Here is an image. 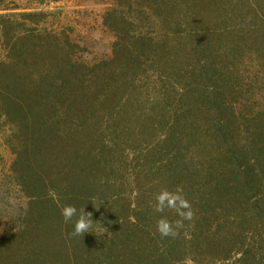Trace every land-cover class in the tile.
<instances>
[{
	"label": "rangeland",
	"instance_id": "obj_1",
	"mask_svg": "<svg viewBox=\"0 0 264 264\" xmlns=\"http://www.w3.org/2000/svg\"><path fill=\"white\" fill-rule=\"evenodd\" d=\"M262 9L264 0H0V89L9 96H0V262L264 264L260 215L251 239L245 226L227 236V222L245 213L236 182L220 180L233 197L210 191L206 222L193 205L185 211L202 232L223 228L213 242L208 230L197 243L171 242L162 223L144 219L158 218L161 193L148 187H163L166 205L182 188L175 181L196 180L190 156L195 163L200 151L199 164L214 166L201 176L209 192L213 173L236 165L226 152L264 131ZM203 53L232 64L206 72ZM48 74L58 82L41 92ZM201 83L223 95L215 107Z\"/></svg>",
	"mask_w": 264,
	"mask_h": 264
},
{
	"label": "trees",
	"instance_id": "obj_2",
	"mask_svg": "<svg viewBox=\"0 0 264 264\" xmlns=\"http://www.w3.org/2000/svg\"><path fill=\"white\" fill-rule=\"evenodd\" d=\"M249 1V0H247ZM251 1V0H250ZM239 2V1H237ZM263 13H264V9H262ZM263 20V19H262ZM264 22V20H263ZM254 32H258V29H256L255 26H253ZM252 31V30H251ZM259 31L260 34L263 35L262 42H264V26L259 27ZM29 35V34H27ZM27 35H24L22 37L29 39V37ZM21 38V37H20ZM205 53L202 54V61L201 64L203 67V70H205L206 72L208 70H212V72L216 73V64H219V62L221 61V64L224 67H228L230 64H232V57L231 56H226L225 58H219L214 57V56H205ZM157 64V62H156ZM1 72V71H0ZM235 71L229 73L228 75H221L220 78H222V80L224 81V83L226 84V82L228 81L227 79H229L230 77H234ZM11 76H15L14 74H12ZM212 74H207V77H211ZM7 78V77H6ZM42 80H45V83H43V85H41V92L43 91V87L46 86L45 84H51L50 86L53 87V85L57 84V79L55 77H51L48 74V78L46 76H42L41 78ZM34 80V78H33ZM42 84V83H40ZM21 86V87H20ZM29 86V85H28ZM15 88H19L22 89V84L21 85H17V83L12 86V89ZM23 88H28L25 85H23ZM186 88V87H184ZM199 88L202 90V92L206 95L209 103H211V106L215 107L222 99H223V95H221V93L219 92L220 90L218 89V87L216 86H206L205 88H203V83H201L199 85ZM199 88H194L195 91H198ZM212 89V90H211ZM191 90H193V88H190L187 90L189 92V95L185 92V98H191L192 96H190ZM22 91V90H21ZM20 91V92H21ZM37 92V91H36ZM40 92V93H41ZM15 93V92H14ZM35 93V92H34ZM39 93V90L38 92ZM0 96L3 97H9L7 94V91L4 90V88L0 89ZM184 98V99H185ZM225 99V98H224ZM24 108V107H23ZM20 111L23 112L25 110H23L22 108H20ZM24 116V114H22ZM26 118H28V116H24ZM219 125V124H218ZM225 127L223 126V133L225 136V142H231L234 138V136H231L229 133H225L224 130ZM251 144H250V138L247 139V144L243 145V146H236L235 148L239 149L240 152L242 153V155H239L238 152H236L235 150L237 149H230L226 152V156L228 157L229 160H233V162L236 164L233 167H227L225 168V171L221 174L219 172V174H216L217 172L213 173V176L215 177V181L213 187L211 186V184L209 185V192H203L204 190V185L203 183L207 180H205L204 178H202L201 176H204L206 173H211V171H208L209 169H211L214 166H210L208 169H205L203 167V165L199 164L200 161L197 160V156L198 154H200V151L197 152V155L194 156L195 160H193L195 163L192 162V156H190V159H188L189 163L191 164L192 167V173H194L196 176H198L196 178V180H189V183L184 184L178 181H175L176 183H180L182 184V188H183V192H182V188L181 189H177V191H175L173 193V199L170 197L169 200L171 203H167L166 205L163 204L164 201L166 202V193H164V188L160 187V186H156L154 184H152L150 187H148V191L149 193L153 194H159L161 193L157 199H156V203L157 205L154 207V213L157 215V219L155 220V217L152 216L150 217H144V219H151L153 218V222H160L162 223L164 229L167 228V230H169V237L170 240L172 242V238L174 237L175 242L176 243H181V240H189L190 242H194L197 243L198 240L200 239V237L203 236H198L199 234L202 235L203 232H205L204 230H208V232H206V234H210V237H208L207 239L210 240L211 242L214 241L212 235H214V237H217V239L219 237H221L220 232L222 231L223 228H221L220 226H215V228H213L212 226L216 225L214 223H211L210 227L204 228L203 232L201 231L203 229V227H199L198 225V221L197 219H193V220H186L187 218H185V211H189L191 210V208L194 206L197 209V217L199 219V221H207L209 218H207L209 216V214H207L205 211H207L208 213L212 212L213 210L211 209V206H208V204L206 203L207 199L209 198L208 194H210V191H212V194L214 195V197H217L219 195L218 198L222 197L224 194L232 196L233 194L230 193L228 194L227 191L229 189H232L233 187H226V185H221L220 180L224 179L226 184H233L234 182H236V186H234V188L236 189L235 192V197L236 199H238V203L241 204V206L244 208V212L243 216L240 217L239 214H237V219L241 220L240 222H232L229 221L227 222V225L229 224V226H233L232 231H230L229 233H227V236L229 238L234 237V239L237 237V233L239 232L237 229L234 228V226H245L242 230L243 233L247 234V237L249 238V235H251V233H253L250 229L249 226L250 222H252L251 220L256 219L257 215H260L262 217V219H264V216L260 214L259 210H261L264 213V131L257 133L253 139L251 140ZM174 152V151H173ZM170 152L171 155L169 157V162L167 163V165L170 164V169H172L173 165L175 164L176 160H177V155H175V153ZM169 153V152H168ZM167 152L165 153L166 156H169ZM176 156V158H175ZM180 162V160H179ZM178 164V161L176 162ZM219 169V166L217 167ZM212 170V169H211ZM174 171V170H173ZM175 172V171H174ZM223 174L225 175V177H223ZM161 185V184H159ZM234 185V184H233ZM227 189V190H226ZM226 190V191H225ZM224 197V196H223ZM231 197V199H232ZM149 199V197H148ZM153 199V203H155V198ZM191 199H193V201H191ZM230 198H228V200L231 201ZM211 200V201H209ZM208 201L209 202H213L215 201L213 198H210ZM206 203V204H205ZM215 202H213L212 204H214ZM193 205V206H192ZM191 206V207H190ZM208 206V207H207ZM209 209V210H208ZM213 221L217 220H222V217L224 216V214L222 215L221 213L215 214L213 213ZM232 213H226L225 217L226 219H233V216H229ZM193 221V223H192ZM257 225H259V223L257 222ZM161 230V229H160ZM256 231V230H254ZM212 233V235H211ZM259 234H256V236ZM132 235L127 239L129 242L132 241ZM246 238L245 234L240 235L237 239L239 240V238ZM121 237H117V239L120 240V242H122V246L124 247L125 242L123 239H120ZM252 238V237H251ZM249 238V239H251ZM258 238H260V235L258 236ZM115 239V238H114ZM137 242L136 244L138 245V239H145V237L140 238L139 236H136ZM202 240H204L202 238ZM256 242V241H255ZM141 243V242H140ZM113 245L116 244V241L112 242ZM242 244H244V242H242ZM126 250L128 249L127 246ZM245 255H249V253H246ZM244 256V255H243ZM245 257V256H244ZM3 262H0V264H2ZM254 264H256L254 262Z\"/></svg>",
	"mask_w": 264,
	"mask_h": 264
}]
</instances>
